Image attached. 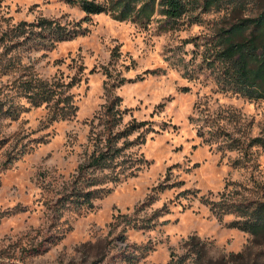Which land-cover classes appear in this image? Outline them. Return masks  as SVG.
I'll return each mask as SVG.
<instances>
[{"label":"rangeland","instance_id":"rangeland-1","mask_svg":"<svg viewBox=\"0 0 264 264\" xmlns=\"http://www.w3.org/2000/svg\"><path fill=\"white\" fill-rule=\"evenodd\" d=\"M259 6L191 10L163 28L161 17L141 25L87 16L64 0H0V97L23 106L17 118H1L0 254L16 264H168L172 247L182 252V240L197 234L211 243L214 259L251 245L246 260L264 264V243L252 244L250 233L230 226L234 214L220 218L201 199H264V148L249 145L264 138V99L229 88L210 40ZM42 18L82 30L54 45L7 34ZM26 74L77 80L76 115L50 121L49 105H31L8 88ZM111 95L122 98L124 123H146L131 136L145 141L125 150L141 169L108 182L95 208L52 219L47 200L93 151ZM118 213L128 218L113 226Z\"/></svg>","mask_w":264,"mask_h":264},{"label":"trees","instance_id":"trees-1","mask_svg":"<svg viewBox=\"0 0 264 264\" xmlns=\"http://www.w3.org/2000/svg\"><path fill=\"white\" fill-rule=\"evenodd\" d=\"M77 4L87 16L107 13L121 21H133L141 25H148L161 17L163 28H172L177 21L185 17L191 10L201 9L203 12L213 7L221 8L232 5L234 11L242 9L246 4L258 2L257 11L238 15L233 21L222 25L211 37L214 61L219 62L222 73L229 88L250 98L264 99V4L261 0H64ZM40 28L27 31V28ZM80 25L69 27L56 19L42 18L37 22L26 21L8 30L7 34H28L37 36L46 43L54 45L57 42L69 40L81 32ZM28 38V39H29ZM40 40V39H39ZM19 44V43H18ZM110 71H108L107 74ZM109 76V75H108ZM124 81L125 79H121ZM119 80V81H121ZM77 80L63 79L48 80L38 75L26 74L16 78L9 86L10 90L28 99L31 105L50 107L49 120L67 119L74 117L78 106L74 103L72 88ZM115 84L111 86L114 87ZM1 94V89H0ZM12 98L0 97V143L1 118L9 116L17 118L23 107ZM122 98L111 95L104 108L103 131L96 134L94 149L83 160L74 174L68 180L53 188V196L47 200L50 203L52 219L61 217L65 211L90 210L96 207L95 201L110 192L106 186L108 182H117L122 176L133 177L138 174L141 166L137 160L125 150L145 141V135L137 138L131 136L144 126L145 121L133 119L124 123L125 111L122 108ZM210 129V124L206 125ZM216 133V132H214ZM212 133L211 135H214ZM198 134L208 141L206 131L199 128ZM213 138V136H210ZM261 145L264 148V138L255 137L249 145ZM233 148L234 145H229ZM12 162L8 157L5 165ZM163 187V185H159ZM185 192V191H183ZM214 212L222 218L226 214H234L235 219L230 226L250 233L252 244L264 243V199H220L204 198ZM149 200H153L150 196ZM147 204V203H145ZM120 218L127 220L128 215L118 213L114 216L113 226ZM129 220V219H128ZM131 223V221H127ZM182 252L172 247L168 264H249L246 260L248 245L238 253H230L214 259L210 256L211 243L197 234H191L182 240ZM135 257L127 255L125 260L134 262ZM0 264H16L5 254H0Z\"/></svg>","mask_w":264,"mask_h":264}]
</instances>
